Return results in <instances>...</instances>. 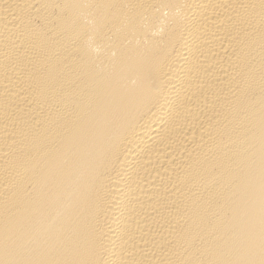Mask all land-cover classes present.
Masks as SVG:
<instances>
[{
    "label": "bare ground",
    "instance_id": "6f19581e",
    "mask_svg": "<svg viewBox=\"0 0 264 264\" xmlns=\"http://www.w3.org/2000/svg\"><path fill=\"white\" fill-rule=\"evenodd\" d=\"M0 264H264V0H0Z\"/></svg>",
    "mask_w": 264,
    "mask_h": 264
}]
</instances>
